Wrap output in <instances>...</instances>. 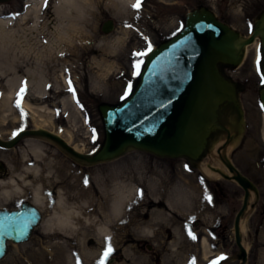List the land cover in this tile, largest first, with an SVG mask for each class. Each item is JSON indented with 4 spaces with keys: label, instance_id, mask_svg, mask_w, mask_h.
Instances as JSON below:
<instances>
[{
    "label": "rangeland",
    "instance_id": "obj_1",
    "mask_svg": "<svg viewBox=\"0 0 264 264\" xmlns=\"http://www.w3.org/2000/svg\"><path fill=\"white\" fill-rule=\"evenodd\" d=\"M107 2L100 1L95 17L83 16L78 33L71 32L72 44H57L56 0L43 2L40 9L44 13L39 19L32 16L27 24L21 22L27 0H0V22L17 35L14 44L0 36V105L11 88L8 82L21 78L11 110L0 107V140H11L25 130H41L40 117L22 108L29 101L50 109L45 117L50 121L44 130L61 134L82 154L94 155L106 138L100 107L120 106L134 94L147 56L184 31L189 15L211 12L243 37L264 26V0H132L117 7L110 3L111 8ZM41 20L47 26L41 25ZM108 20L114 21L115 28L105 34L102 27ZM253 57L250 48L247 64L252 68ZM34 79L42 84H30ZM38 89L44 91L43 99L37 97ZM68 97L72 100L65 105ZM263 130L262 122L261 142L254 143L255 152L239 158L240 170L258 188L254 193L256 208L249 211L241 226L242 243L248 252L246 263L234 240V229L224 227L228 217L234 218L242 206L243 192H236L229 203L211 196L213 187L234 194V188L209 169V165L219 166L215 161L206 159L194 167L187 158L129 148L116 158L89 163L53 140L34 136L23 138L11 149L0 147V161L7 168L0 182L9 184L14 179L31 200L35 199L34 187L41 185L46 223L30 241L10 244L0 264H159L160 256L170 264H214L220 257H224L221 264H264V173L250 165L263 153ZM36 148L42 152L38 159L33 157ZM28 167H37V176ZM199 172H204L206 181L197 178ZM1 189L0 185V201L9 200L11 205L26 196L4 195ZM121 189L131 195L125 201V215L113 223L114 235L108 245L99 243L103 236L96 227L83 225L81 237L73 240L81 241L96 256L90 263L68 260L61 247L55 246L57 237L63 238L53 226L55 211L60 210L59 191L65 193L67 206L83 205L90 212L96 211L103 223L107 216L101 206L113 203ZM168 232L170 240L166 238ZM203 238L208 242L207 256ZM78 246L72 243L67 248Z\"/></svg>",
    "mask_w": 264,
    "mask_h": 264
},
{
    "label": "water",
    "instance_id": "obj_2",
    "mask_svg": "<svg viewBox=\"0 0 264 264\" xmlns=\"http://www.w3.org/2000/svg\"><path fill=\"white\" fill-rule=\"evenodd\" d=\"M114 28V21L108 20L102 31L110 34ZM261 32L264 28L258 27L246 43L255 42ZM238 37L211 12L202 10L189 15L184 31L147 56L134 94L120 106L100 107L106 138L94 155L77 152L46 130L22 131L11 140H0V147L11 149L21 139L37 136L57 142L74 157L89 163L116 158L129 148L198 161L205 154L221 105L235 100L234 89L220 74L218 63H236ZM262 40L264 43V36ZM261 100L264 106V90ZM0 171H5L4 163H0ZM237 180L246 191L245 205L235 226L237 246L245 263L248 252L241 242L240 219L247 207L251 183L241 176ZM41 217V210L29 202L17 212L0 211V260L5 258L9 243L29 241Z\"/></svg>",
    "mask_w": 264,
    "mask_h": 264
},
{
    "label": "flooded vegetation",
    "instance_id": "obj_3",
    "mask_svg": "<svg viewBox=\"0 0 264 264\" xmlns=\"http://www.w3.org/2000/svg\"><path fill=\"white\" fill-rule=\"evenodd\" d=\"M254 33L255 31L248 37H246L243 42L246 44L247 40ZM240 37L241 35H239V38ZM247 45H253V43ZM247 45L243 46L241 50H239L240 47L236 48L238 54V56L235 57L236 63H218L220 74L223 76L225 81L234 89L235 100L227 101L223 105H221L218 111L217 118L215 120V127L208 138L203 158L198 161L188 159L191 162V165L194 167L202 163L206 159H211L218 163V167L209 165V169L215 175L227 181L234 188V194L229 195L225 191H220L217 188L213 187L214 189L212 188L210 192L211 196L215 200L222 199L224 202L229 203L230 201H232L233 197L236 196V192H239V190L243 192L242 206L236 213L235 217L232 218L231 216H229L227 223L224 224L225 230L227 228L234 229L235 242V226L237 222V216L245 205L246 196V191L237 180V177L241 176L243 178H246L251 183V186L249 187L247 207L240 219L241 242L244 240L241 232V226L244 218L247 216L249 211L256 208V203L254 202V193L258 190L255 182L240 170L239 158L241 154H249L247 152L252 151L255 152L256 148L253 146L254 143L255 145L258 144L256 143V140L257 142H261L262 122L264 128V106L261 100V95L264 90V43L262 40L263 47L261 46V48L258 50L254 47H251L254 50V57L252 60L253 68L249 67V65L247 64V60L249 58V51L245 50V47ZM261 116L263 117L262 121ZM22 140L23 139H21L19 142H21ZM250 165L253 166L256 171L264 173V150L260 157L255 159V161H251ZM5 171H0V179L1 176L5 174ZM193 174L195 173L193 172L192 175ZM198 174L199 175L197 178H199V180L201 179L202 181H206L204 177L207 178V176L204 174V172H199ZM16 184L18 183L16 182ZM209 184L211 183L209 182ZM255 188L257 190H255ZM54 191L56 192V190ZM8 201L9 200L5 202L0 201V211L17 212L21 210L22 206L25 203H35L34 200L28 198V194H26L25 197L21 198L20 201L16 202V204L11 205ZM43 213L44 212L42 211V217L38 227H35L32 231L31 239L38 233V229L46 223ZM170 229L171 228H169V231L170 233H172ZM166 238L170 240L172 239V235L168 232V236ZM148 250H153V247L148 246ZM158 260L159 264H170V260L164 261L162 260V256H160Z\"/></svg>",
    "mask_w": 264,
    "mask_h": 264
},
{
    "label": "bare ground",
    "instance_id": "obj_4",
    "mask_svg": "<svg viewBox=\"0 0 264 264\" xmlns=\"http://www.w3.org/2000/svg\"><path fill=\"white\" fill-rule=\"evenodd\" d=\"M53 0H27V5L28 8L25 12L24 17L22 18L23 24H27L28 19H31L32 16H34L36 19H39L40 13L43 12L40 9V6L44 2V4L47 2H50ZM58 2V6L55 7L54 12L57 14L58 22L59 25L57 26L55 30V35H56V42L57 44H61L64 41L69 42L72 44L74 41V37H72L71 32L73 31L74 33H78L79 31V24L85 14H90L92 17H95L100 9V1L102 0H56ZM132 0H108L107 7H110V3H112V7H117L118 4L124 3L128 4ZM133 3H137L136 1ZM111 8V7H110ZM51 13V12H50ZM86 21V20H85ZM41 25L45 24L43 20H41ZM47 26V25H46ZM261 28H264L263 25ZM0 36L3 38H10L11 42L14 44V39L17 37L16 33L13 32V30H8L7 26L5 23L0 22ZM262 36L263 33H260L257 35L255 38V42H253V45H247L243 41L246 39V37L241 36L240 38L238 37L235 47L239 48V50L242 49L243 46L247 45L245 47L246 51H249L251 47H254L255 49H260L262 45ZM21 38V37H20ZM22 39V38H21ZM52 46H57V44L54 42H51ZM41 61L40 59H38ZM18 77L14 80H10L8 83L10 84L11 88L8 93L4 95L1 101L0 107L5 108L7 111H10V105L12 98L15 94L16 91V84L19 82L20 84V79L18 81ZM33 82H36L37 84H42V81H38V79L30 80L29 83L32 84ZM38 93V98L43 99L44 98V91H40L39 89L36 91ZM72 100L71 97H68L65 99V105ZM22 108L29 113H31L34 116H39L40 117V126H38L39 129H46L47 124L49 123L50 119H47V114L50 113V109L46 106H36L30 103L29 101L24 102L22 104ZM6 111V112H7ZM49 118V117H48ZM52 120V119H51ZM42 122V123H41ZM48 132L54 133L58 135L59 137L61 134L52 132L50 130H46ZM61 138V137H60ZM70 142V140H68ZM77 152L82 153L79 147L75 148ZM42 155V152L39 151V149H34L33 150V157L38 159ZM28 171H30L32 174L37 176L38 173V168L37 167H28ZM8 182H0V185L2 186L1 189V194L4 195H13L14 193H21L23 196H25V192L23 188L18 186L16 184V181L14 179L10 180L9 184H12V187H9ZM34 192H35V199L34 202L41 208H44V204L42 201V192L41 190V185H36L34 187ZM88 194L89 201L92 202L91 196ZM130 192L125 193L122 189L117 192L116 199L113 200V203L108 204V206H101V211L104 212V215L107 216L105 222H100L98 220V214L96 211H89L87 208H84L83 205L81 206H73L69 207L66 205V199H65V193L63 191H59V207L60 210L55 211V215L53 218H55V223L56 225H53L56 227V230L60 236H63L61 239L59 238V241L55 243V246L61 247L62 251L64 254H66V257L68 260L75 261L76 259L78 260H85L86 262H91L92 258L96 256V252L93 250H89V248H86L81 244V241L78 240V242H74L76 238L79 239L82 235V230H83V225L85 226H91L93 225L96 227L98 232L103 236V239L99 240V243L108 245L109 241L114 235V230H113V223L121 216L125 215V211L127 208V202L126 199L130 197ZM94 200V199H93ZM84 219V220H83ZM85 224H84V222ZM54 223V224H55ZM89 224V225H87ZM87 229V228H86ZM96 230V231H97ZM58 235V236H59ZM71 237V238H68ZM74 239V240H73ZM77 241V240H75ZM72 243H78L79 246L77 248L71 247L67 248L69 245ZM202 244L204 245L205 249V255L207 256L208 253V242L206 238H203ZM84 262V261H83ZM75 264V263H73Z\"/></svg>",
    "mask_w": 264,
    "mask_h": 264
}]
</instances>
